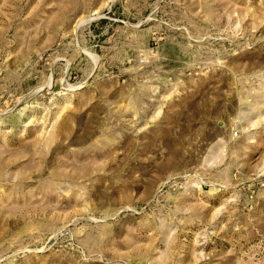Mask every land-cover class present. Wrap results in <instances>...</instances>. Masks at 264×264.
Returning a JSON list of instances; mask_svg holds the SVG:
<instances>
[{
  "label": "rangeland",
  "instance_id": "374dc122",
  "mask_svg": "<svg viewBox=\"0 0 264 264\" xmlns=\"http://www.w3.org/2000/svg\"><path fill=\"white\" fill-rule=\"evenodd\" d=\"M0 264H264V0H0Z\"/></svg>",
  "mask_w": 264,
  "mask_h": 264
}]
</instances>
